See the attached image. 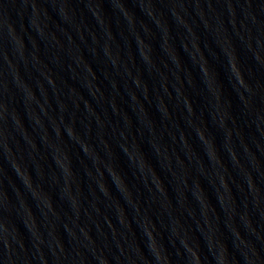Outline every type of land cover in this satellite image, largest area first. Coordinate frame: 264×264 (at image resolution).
Masks as SVG:
<instances>
[{
	"label": "water",
	"instance_id": "obj_1",
	"mask_svg": "<svg viewBox=\"0 0 264 264\" xmlns=\"http://www.w3.org/2000/svg\"><path fill=\"white\" fill-rule=\"evenodd\" d=\"M0 264H264V0H0Z\"/></svg>",
	"mask_w": 264,
	"mask_h": 264
}]
</instances>
